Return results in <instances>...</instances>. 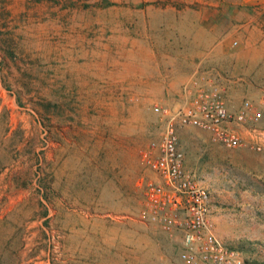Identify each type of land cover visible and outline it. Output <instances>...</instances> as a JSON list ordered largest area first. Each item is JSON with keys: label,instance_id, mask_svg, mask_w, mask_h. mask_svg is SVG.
I'll return each mask as SVG.
<instances>
[{"label": "rangeland", "instance_id": "374dc122", "mask_svg": "<svg viewBox=\"0 0 264 264\" xmlns=\"http://www.w3.org/2000/svg\"><path fill=\"white\" fill-rule=\"evenodd\" d=\"M141 2L0 0V264H182L175 240L139 216L153 106L171 104L189 70L186 53L144 43L170 29L158 12L142 20ZM179 137L217 236L264 264V151L192 127Z\"/></svg>", "mask_w": 264, "mask_h": 264}, {"label": "built area", "instance_id": "2783aa9c", "mask_svg": "<svg viewBox=\"0 0 264 264\" xmlns=\"http://www.w3.org/2000/svg\"><path fill=\"white\" fill-rule=\"evenodd\" d=\"M237 82L222 71L198 68L171 104L153 106L160 136L144 150L152 176L144 185L139 219L175 240L182 264H245L243 254L215 233L210 193L187 169L179 137L180 129L192 127L207 132L220 146L264 151V91L257 101L243 97L237 106L231 97Z\"/></svg>", "mask_w": 264, "mask_h": 264}, {"label": "crops", "instance_id": "0c3cea01", "mask_svg": "<svg viewBox=\"0 0 264 264\" xmlns=\"http://www.w3.org/2000/svg\"><path fill=\"white\" fill-rule=\"evenodd\" d=\"M142 20L153 21V13L158 12L170 29L159 36L158 42L144 41L150 51L186 53V80L198 69L218 70L238 82L231 87V97L235 100L245 95L259 99L264 91V0H186V4L214 5L208 12L204 6L192 9L155 8L154 1L141 0ZM230 13L219 6L227 5ZM170 16H165L166 14ZM185 30V31H184ZM234 38L239 47L231 50L229 39ZM148 36H144V39ZM182 83V84H183ZM181 84V85H182ZM173 88V87H172ZM181 88V86H180ZM178 92L169 95L175 98Z\"/></svg>", "mask_w": 264, "mask_h": 264}]
</instances>
